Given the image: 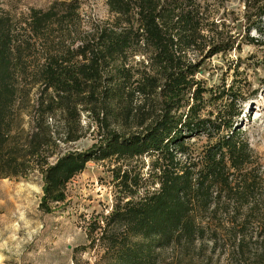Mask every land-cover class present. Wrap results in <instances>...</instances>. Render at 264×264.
I'll return each instance as SVG.
<instances>
[{"label":"trees","instance_id":"1","mask_svg":"<svg viewBox=\"0 0 264 264\" xmlns=\"http://www.w3.org/2000/svg\"><path fill=\"white\" fill-rule=\"evenodd\" d=\"M231 1L106 0V20L85 19L84 0L0 8V179L37 172L48 214L89 163L127 164L88 231L96 264L164 252L166 264H264V167L236 125L243 92L197 78L207 59L264 47V0ZM84 113L97 143L63 149L85 137ZM143 158L147 173L129 167Z\"/></svg>","mask_w":264,"mask_h":264},{"label":"rangeland","instance_id":"2","mask_svg":"<svg viewBox=\"0 0 264 264\" xmlns=\"http://www.w3.org/2000/svg\"><path fill=\"white\" fill-rule=\"evenodd\" d=\"M47 0H0V8L14 13L27 12L28 7L45 8ZM228 7L242 11L240 0H232ZM85 19L109 18L106 0H84ZM197 78L207 88L235 84L243 92L240 99L241 115L236 125L248 139L264 167V47L247 46L207 59ZM33 93V92H32ZM85 137L62 148L86 150L98 141L97 124L87 116L81 117ZM205 137L189 142L193 151L200 152ZM150 161L143 158L132 166L147 173ZM115 160L89 163L86 170L72 179L66 188V200L51 213L39 210L42 181L37 172L25 178L0 179V264H96L99 255L91 248L88 231L95 219L107 215L120 188L114 181V169L127 168ZM164 252L160 264L171 259ZM204 264H226L224 256L214 255Z\"/></svg>","mask_w":264,"mask_h":264}]
</instances>
